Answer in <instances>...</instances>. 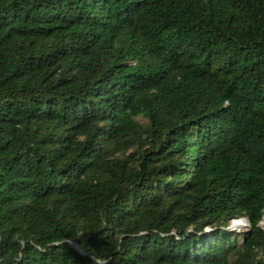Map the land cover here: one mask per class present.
Masks as SVG:
<instances>
[{
	"label": "trees",
	"instance_id": "1",
	"mask_svg": "<svg viewBox=\"0 0 264 264\" xmlns=\"http://www.w3.org/2000/svg\"><path fill=\"white\" fill-rule=\"evenodd\" d=\"M263 217L264 0H0V264H264Z\"/></svg>",
	"mask_w": 264,
	"mask_h": 264
},
{
	"label": "rangeland",
	"instance_id": "2",
	"mask_svg": "<svg viewBox=\"0 0 264 264\" xmlns=\"http://www.w3.org/2000/svg\"><path fill=\"white\" fill-rule=\"evenodd\" d=\"M238 220V219H237ZM236 222V221H235ZM235 222H233V221H231L230 222V225H235ZM249 223L248 222H244V225H237V226H235V227H230V228H232V229H235V230H240V231H243V230H245V229H247L248 228V225Z\"/></svg>",
	"mask_w": 264,
	"mask_h": 264
},
{
	"label": "bare ground",
	"instance_id": "3",
	"mask_svg": "<svg viewBox=\"0 0 264 264\" xmlns=\"http://www.w3.org/2000/svg\"><path fill=\"white\" fill-rule=\"evenodd\" d=\"M244 219H238L236 222H235V225H244Z\"/></svg>",
	"mask_w": 264,
	"mask_h": 264
},
{
	"label": "built area",
	"instance_id": "4",
	"mask_svg": "<svg viewBox=\"0 0 264 264\" xmlns=\"http://www.w3.org/2000/svg\"><path fill=\"white\" fill-rule=\"evenodd\" d=\"M244 221L246 222L245 218H243ZM233 222H235L236 220H232ZM259 225L264 226V217L262 218V220L259 222Z\"/></svg>",
	"mask_w": 264,
	"mask_h": 264
},
{
	"label": "water",
	"instance_id": "5",
	"mask_svg": "<svg viewBox=\"0 0 264 264\" xmlns=\"http://www.w3.org/2000/svg\"><path fill=\"white\" fill-rule=\"evenodd\" d=\"M246 220V222H248V220L247 219H245ZM249 225V224H248ZM230 227H235V226H237V225H229Z\"/></svg>",
	"mask_w": 264,
	"mask_h": 264
},
{
	"label": "clouds",
	"instance_id": "6",
	"mask_svg": "<svg viewBox=\"0 0 264 264\" xmlns=\"http://www.w3.org/2000/svg\"><path fill=\"white\" fill-rule=\"evenodd\" d=\"M241 219V218H240ZM246 219V218H245ZM236 221H237V219H236ZM240 226V225H239Z\"/></svg>",
	"mask_w": 264,
	"mask_h": 264
}]
</instances>
